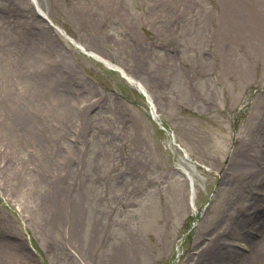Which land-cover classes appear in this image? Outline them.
<instances>
[{
  "label": "rangeland",
  "instance_id": "rangeland-1",
  "mask_svg": "<svg viewBox=\"0 0 264 264\" xmlns=\"http://www.w3.org/2000/svg\"><path fill=\"white\" fill-rule=\"evenodd\" d=\"M31 2L49 25L0 0V240L31 264H184L194 240H261L264 0ZM53 26L139 80L156 118Z\"/></svg>",
  "mask_w": 264,
  "mask_h": 264
},
{
  "label": "bare ground",
  "instance_id": "bare-ground-1",
  "mask_svg": "<svg viewBox=\"0 0 264 264\" xmlns=\"http://www.w3.org/2000/svg\"><path fill=\"white\" fill-rule=\"evenodd\" d=\"M9 5L14 7L18 3L20 5L25 4L29 10L33 11L35 14L43 18L46 22V18L41 15V10L36 12L34 10V6H32L31 0H9ZM28 10V11H29ZM29 11V12H31ZM4 12L0 9V16H2ZM48 25L49 23L46 22ZM60 36L70 45H72L79 52L84 54L85 56L94 59L95 61L100 62L107 69L115 71L119 73V75L132 87H134L144 98H146V102L151 107L152 117L156 118V113L154 111L153 101L148 94L145 87L142 83L128 74L123 68L118 65H115L103 58L101 55L96 52L89 51L85 49L80 43L76 42L73 38L69 37L66 33L64 34V30L58 26L52 27ZM31 84H34L37 88L42 89L47 87L48 81L46 78L41 77L39 80L35 79L31 80ZM44 86V87H43ZM261 150L264 152V138L262 139ZM262 154V153H261ZM264 159V154L261 155L260 160ZM261 168V169H260ZM259 172L263 170L264 167H260ZM190 185L192 187L193 182L189 178ZM264 180V178L262 179ZM258 186H261L259 184ZM193 188V187H192ZM256 220L252 218L246 219L243 223L245 225H249L251 222L253 223ZM192 248L194 249L193 254H188L185 257L184 264H239L241 261H246V264H264V237L261 240L250 243L248 241L231 238V237H217L214 239H203L201 241H195L192 243ZM235 247H240L245 249L247 253H239L234 250ZM26 254V253H24ZM0 264H31L30 257L27 255H23L19 253V249L17 247L11 246L10 244H4V241L0 240Z\"/></svg>",
  "mask_w": 264,
  "mask_h": 264
}]
</instances>
